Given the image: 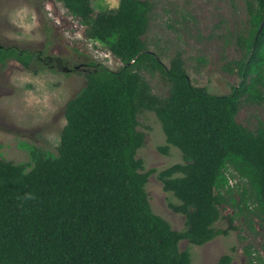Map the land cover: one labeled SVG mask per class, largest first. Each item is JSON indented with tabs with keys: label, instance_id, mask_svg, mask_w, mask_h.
<instances>
[{
	"label": "trees",
	"instance_id": "obj_1",
	"mask_svg": "<svg viewBox=\"0 0 264 264\" xmlns=\"http://www.w3.org/2000/svg\"><path fill=\"white\" fill-rule=\"evenodd\" d=\"M59 1L121 66L90 62L86 85L66 104L57 157L36 150L30 164L0 158V264H193L182 240L204 245L238 230L242 215L253 232L256 219L264 226V121L251 129L236 118L243 100L264 106V0L247 2L250 28L237 41L244 54L231 68L241 82L221 95L193 83L180 52L167 66L149 50V0H120L99 12L91 0ZM11 58L30 68L34 55L0 43V65ZM146 73L159 74L168 94H155ZM144 110L162 124L161 151L174 145L183 155L158 173L181 202L170 207L185 215L182 230L150 203L146 186L158 170H145L137 157ZM230 167L243 185H230ZM227 206L234 215H223ZM222 219L228 227L216 226ZM247 254L249 264H264L249 247ZM232 261L225 254L218 264Z\"/></svg>",
	"mask_w": 264,
	"mask_h": 264
},
{
	"label": "rangeland",
	"instance_id": "obj_2",
	"mask_svg": "<svg viewBox=\"0 0 264 264\" xmlns=\"http://www.w3.org/2000/svg\"><path fill=\"white\" fill-rule=\"evenodd\" d=\"M153 4L150 28L144 39L151 52L167 66L181 53L195 85L207 87L214 94H228L241 82L232 61L243 58L238 37L250 28L249 0H149ZM120 0H91L96 12L116 9ZM0 43L33 53L30 68L15 59L0 65V158L17 164H30L32 153L58 156L62 130L66 124L65 107L87 83L91 61L113 70L121 66L109 44L87 35L86 26L75 19L59 0H0ZM152 90L159 96L168 94L169 85L159 75L146 73ZM237 120L255 129L264 121V106L242 101ZM138 130L145 134L144 146L137 157L145 170L155 168L146 186L153 211L168 220L176 230L185 228L186 217L170 204H180L172 192L163 188L160 170L182 163L181 150L170 145L156 114L144 110L139 114ZM29 167L28 169H30ZM235 184L243 180L235 175ZM227 206L223 215H234ZM228 235H220L204 245L188 240L180 242L188 250L193 264H218L221 256H233L231 264H249V247L255 258L264 260V226L255 220L253 232L245 215L236 218ZM228 227L227 219L216 223ZM255 264H260L255 258Z\"/></svg>",
	"mask_w": 264,
	"mask_h": 264
},
{
	"label": "built area",
	"instance_id": "obj_3",
	"mask_svg": "<svg viewBox=\"0 0 264 264\" xmlns=\"http://www.w3.org/2000/svg\"><path fill=\"white\" fill-rule=\"evenodd\" d=\"M235 174H236V172L233 170L232 167H230L228 169V171H227V175H228V178H229V183H230V185L232 187H235L236 186V184L234 186V183H233L234 181H236V179H234L235 178Z\"/></svg>",
	"mask_w": 264,
	"mask_h": 264
},
{
	"label": "bare ground",
	"instance_id": "obj_4",
	"mask_svg": "<svg viewBox=\"0 0 264 264\" xmlns=\"http://www.w3.org/2000/svg\"><path fill=\"white\" fill-rule=\"evenodd\" d=\"M168 143V142H167ZM170 146V145H169Z\"/></svg>",
	"mask_w": 264,
	"mask_h": 264
}]
</instances>
